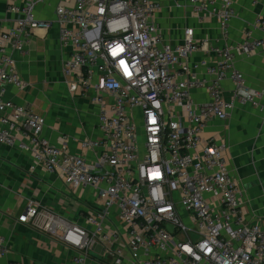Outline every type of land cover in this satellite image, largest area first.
Segmentation results:
<instances>
[{"label":"built area","instance_id":"1","mask_svg":"<svg viewBox=\"0 0 264 264\" xmlns=\"http://www.w3.org/2000/svg\"><path fill=\"white\" fill-rule=\"evenodd\" d=\"M43 1L8 0L16 19L0 34V141L31 133L29 143L19 144L30 150L33 168L61 172L74 188L95 187L103 210L87 219L92 231L34 202L21 221L74 249L78 262L89 258L101 237L113 264H264V221H248L225 145L204 136L213 120L230 118L236 104H258L259 92L246 86L234 60L264 49V36L231 44L234 1L189 0L199 19L217 21L221 43L213 49L218 63L193 68L189 59L202 41L188 27L181 42H165L155 0H61L53 22L36 16ZM54 23L68 52L63 73L71 78L70 90L98 93L103 137L88 144L101 148L96 164L51 144L41 135L45 117L5 98L8 86H26L14 54L26 52L35 29ZM256 24L264 27V17ZM200 67L211 82L191 74ZM227 79L235 86L229 100L222 87ZM195 89H206L210 102L197 104ZM113 216L126 227L125 245L116 246L120 235L104 224ZM9 253L0 235V256Z\"/></svg>","mask_w":264,"mask_h":264},{"label":"crops","instance_id":"2","mask_svg":"<svg viewBox=\"0 0 264 264\" xmlns=\"http://www.w3.org/2000/svg\"><path fill=\"white\" fill-rule=\"evenodd\" d=\"M155 1L160 4L156 20L165 42H181L188 27L194 28L196 39L202 41L189 59L192 67L202 61L216 64L221 60L213 50L221 44L219 25L214 18L199 19L189 0ZM233 1L235 16L230 22L228 42L236 44L248 38L263 37L264 27L256 22L264 17V0ZM60 2L44 0L38 4L37 18L55 21V10ZM7 6L8 0H0V34L15 24L16 15L8 11ZM67 53L55 23L51 28L35 29L26 43V52L14 54L26 86L23 89L8 86L5 98L44 116L46 124L41 135L51 144L66 147L70 153L82 155L89 163L96 164L101 148L88 144L99 142L103 137L98 126V93L92 89L70 90L71 78L63 73ZM234 68L243 74L246 86L259 92L258 104H236L230 118L213 120L204 136L214 137L225 145L229 170L240 185L248 221H264V111L261 109L264 107V49L237 56ZM192 73L207 82L213 80L205 67L192 69ZM222 87L225 98L231 99L235 89L232 80H224ZM192 97L197 104L210 102L206 89L193 90ZM31 135L15 132L14 142L0 141V235L10 248L9 254L0 256V264H113L114 256L107 251L101 237L89 258L78 262L74 249L29 222L21 221L27 206L34 202L39 208H48L92 231L95 225L87 219L103 210L95 187L74 188L65 182L61 172L52 173L42 166L33 168L30 150L19 144L21 141L29 143ZM110 219L113 220H104V224L107 229H116L120 235L121 243L116 246L125 245L128 239L126 227L114 216ZM128 255L126 249L125 256Z\"/></svg>","mask_w":264,"mask_h":264},{"label":"rangeland","instance_id":"3","mask_svg":"<svg viewBox=\"0 0 264 264\" xmlns=\"http://www.w3.org/2000/svg\"><path fill=\"white\" fill-rule=\"evenodd\" d=\"M140 139H141V140H143V136H142V133H141V135H140Z\"/></svg>","mask_w":264,"mask_h":264}]
</instances>
